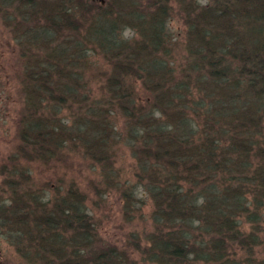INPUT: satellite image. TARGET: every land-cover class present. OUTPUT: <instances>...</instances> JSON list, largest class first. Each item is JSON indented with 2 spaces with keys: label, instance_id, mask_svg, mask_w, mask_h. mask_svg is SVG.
Returning a JSON list of instances; mask_svg holds the SVG:
<instances>
[{
  "label": "trees",
  "instance_id": "trees-1",
  "mask_svg": "<svg viewBox=\"0 0 264 264\" xmlns=\"http://www.w3.org/2000/svg\"><path fill=\"white\" fill-rule=\"evenodd\" d=\"M150 1L155 9L136 16L149 25L137 40L117 33V23L134 22L119 9L129 6L124 0L112 2L114 9L101 3L90 9L81 0L22 5V17L35 21L25 26L33 29L25 41L45 56L28 58L20 74L33 82L25 89L30 115L21 134L49 149L77 145L95 166L89 180L96 181L99 165L100 184L119 189L126 219L141 218L139 202L151 204L144 248L150 262L254 264L263 239L256 224L264 219V151L257 147L258 136L264 138V0H193L186 31L193 54L181 77L160 53L168 4ZM77 10H96L99 22L79 20ZM88 45L110 62L107 83L97 90L84 86L79 69ZM31 51L22 47L25 55ZM136 79L148 87L144 100ZM62 107L71 111L69 123L48 113ZM120 144L134 157L133 182L116 180ZM73 179L54 207L33 210L40 214L34 219L40 244L51 253L42 264H123L130 240L120 247L103 240L89 194ZM97 184L96 195L103 191Z\"/></svg>",
  "mask_w": 264,
  "mask_h": 264
},
{
  "label": "rangeland",
  "instance_id": "rangeland-1",
  "mask_svg": "<svg viewBox=\"0 0 264 264\" xmlns=\"http://www.w3.org/2000/svg\"><path fill=\"white\" fill-rule=\"evenodd\" d=\"M20 1L0 0L2 10L0 11V264H42L45 262L40 260L41 256L50 258L51 253L47 249L44 250L40 244L41 239L38 235L41 231L34 224V219L39 218L40 214L33 213V210L44 212L47 206L54 207L53 203L56 202L57 196L67 191L73 178L75 183L89 194L86 203L95 213L99 234L103 240L119 247L126 239L130 240L128 247L124 249L127 258L123 264H158L147 260L144 252L147 233L153 228L149 220L151 204L139 202L137 206L140 208L138 213L141 218L131 214L130 217L134 218L126 219L129 215L123 211V198L119 189L115 191L117 188L114 186L100 184L102 179L99 165L98 175L94 176L96 181L89 180L95 166L82 158L81 153L76 150L77 145L71 150L70 144L66 142V146L60 147L61 150H56L53 147L49 149L47 146H34L25 142L21 134L24 126L23 119L30 115V110L26 105L25 89H28L33 82L24 83L20 74L25 69H29L28 58H35V55L43 57L45 51L33 50L35 45L31 41L29 43L25 41L31 39L26 37L29 36L30 31H33L29 28L28 32L25 26H31L35 21L22 17L25 12L22 5L35 0H23L22 3ZM38 1L55 4L57 0ZM59 1L64 4L67 0ZM81 1L90 9L96 5L99 7V3L103 4L104 8L114 9L112 2L120 0ZM124 1L129 6H122L119 9H122L121 12L124 11V15H132L130 20L133 21L134 18V22L132 24L122 23V26L117 23L116 27L119 30L117 33L124 38L131 37L137 40L143 33V27L149 25L146 24L147 21L143 24L136 16L145 14L148 16L150 10L155 9V4L150 0ZM201 1L204 3L205 0ZM156 3L168 4L163 17L165 18V30H159L161 36L165 37L160 53L167 58L168 66L174 69L172 74L175 77H181L183 69L188 72L186 63L190 58L187 56L192 53V49L187 46L186 31L196 13L192 8L193 0H189L188 6L187 0H160ZM117 9L114 17H117L120 12ZM74 13L75 17L82 21L83 15L88 20L87 22L94 19L99 22L100 19L96 10H77ZM111 16L113 17L112 14ZM83 33L86 34V31L83 30ZM23 46L30 47L32 51L25 55L22 52ZM103 55L96 48L88 45L85 53L86 59L80 62L81 67L79 68L83 71L81 77L85 78L84 86L97 90L107 83L110 62ZM133 83L136 84L139 97L144 98L148 87L143 79H136ZM172 83L175 81L170 82ZM48 113L58 115L60 118L65 115L66 122L71 121L69 108L62 107L57 112L50 109ZM32 118L43 119V116L36 115ZM118 126L122 127L125 124L120 120ZM262 132L264 133V126ZM257 147L259 151H264V138L258 136ZM43 152L44 157H42ZM117 153V169L120 177L116 180L120 178L121 181L133 182L130 173L131 168L135 166L134 157L130 156L123 144L119 145ZM112 181L114 180L108 181V185H111ZM94 182H98L96 183L98 191H102L100 190L102 188V193L96 195ZM258 225L263 229L261 232L263 239L259 247L260 252L255 254L253 261L254 264H264V219L256 224ZM43 233L47 235L46 230ZM19 236L23 237L25 242H32L33 245L27 247L30 246L27 244V246H22L23 251L19 250L18 245L24 242H18ZM233 250L234 255L240 256L242 253L241 249Z\"/></svg>",
  "mask_w": 264,
  "mask_h": 264
},
{
  "label": "bare ground",
  "instance_id": "bare-ground-1",
  "mask_svg": "<svg viewBox=\"0 0 264 264\" xmlns=\"http://www.w3.org/2000/svg\"><path fill=\"white\" fill-rule=\"evenodd\" d=\"M20 244V243H19ZM19 247H18V249L19 250H24V248L22 247V246H27V244L26 243H23V244H20V245H18ZM28 247V246H27Z\"/></svg>",
  "mask_w": 264,
  "mask_h": 264
},
{
  "label": "water",
  "instance_id": "water-1",
  "mask_svg": "<svg viewBox=\"0 0 264 264\" xmlns=\"http://www.w3.org/2000/svg\"><path fill=\"white\" fill-rule=\"evenodd\" d=\"M101 1H103V0H101Z\"/></svg>",
  "mask_w": 264,
  "mask_h": 264
}]
</instances>
